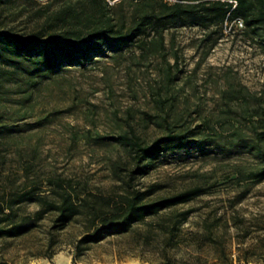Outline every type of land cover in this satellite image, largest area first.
Returning <instances> with one entry per match:
<instances>
[{
  "label": "rangeland",
  "instance_id": "1",
  "mask_svg": "<svg viewBox=\"0 0 264 264\" xmlns=\"http://www.w3.org/2000/svg\"><path fill=\"white\" fill-rule=\"evenodd\" d=\"M164 36L167 47L178 52L182 69L183 88L174 114H183L191 125L198 123L201 116L216 117L218 91L228 84H242L252 91L264 89V53L240 27L230 22L216 32L195 26L169 27ZM160 67L158 57L137 62L131 57L117 61L102 57L86 68L71 67L41 81L28 98L30 91L17 92L19 88L10 83L1 107L7 117L25 115L24 122L40 118L42 124L0 144V195H8L25 183H39L45 190L44 181L50 174L85 181L92 190L109 187L110 163L124 154L105 144H95L93 135L96 131L117 133L127 128V122L147 141L162 133L163 129L151 118L156 113L151 91L161 84ZM245 157L214 150L204 155L194 150H176L159 158L141 178L143 183H161L159 194L202 179L203 173L208 175L214 169L216 173L209 180L210 192L173 208L192 212L168 242L167 233L157 224L171 225L170 209L146 217L127 232L89 244L77 255L75 241L83 231L81 220L59 231L57 243L49 247L48 229L53 214L47 213L25 234L0 239V261L264 264V180L236 184L226 176L229 167L225 161H243ZM35 209L36 204L29 203L18 212L31 213Z\"/></svg>",
  "mask_w": 264,
  "mask_h": 264
},
{
  "label": "trees",
  "instance_id": "2",
  "mask_svg": "<svg viewBox=\"0 0 264 264\" xmlns=\"http://www.w3.org/2000/svg\"><path fill=\"white\" fill-rule=\"evenodd\" d=\"M234 18L241 19V31L264 53V0H0V144L42 124L40 118L24 122L25 115L7 117L1 107L10 83L19 88L17 92L30 91L28 98L41 81L71 67L86 68L102 57L160 59L161 84L151 91L156 108L151 118L163 129L150 141L130 122L117 133L95 132V144L124 154L110 163L112 183L106 189L92 190L85 181L50 174L45 190L39 183H25L8 195L2 193L0 239L25 234L51 213L52 247L57 233L79 218L83 231L75 241L78 255L89 244L127 232L146 217L170 209L171 225L157 224L168 242L192 212L173 208L210 192L209 180L216 174L214 169L176 191L159 194L161 183H143L141 178L170 151L241 153L246 155L243 161H225L227 178L236 184L264 180V89L228 84L218 91L216 117L201 116L194 125L183 114H174L183 88L182 69L178 52L166 45L164 30L195 26L216 32ZM29 203L36 209L20 214L18 210Z\"/></svg>",
  "mask_w": 264,
  "mask_h": 264
},
{
  "label": "built area",
  "instance_id": "3",
  "mask_svg": "<svg viewBox=\"0 0 264 264\" xmlns=\"http://www.w3.org/2000/svg\"><path fill=\"white\" fill-rule=\"evenodd\" d=\"M230 22V25L231 24H234L235 26H238V27H242V21H241V19L240 18H234V19H232L231 21H226L225 22V26L228 24Z\"/></svg>",
  "mask_w": 264,
  "mask_h": 264
},
{
  "label": "crops",
  "instance_id": "4",
  "mask_svg": "<svg viewBox=\"0 0 264 264\" xmlns=\"http://www.w3.org/2000/svg\"><path fill=\"white\" fill-rule=\"evenodd\" d=\"M136 264H144V263H140V262H138V263H136Z\"/></svg>",
  "mask_w": 264,
  "mask_h": 264
}]
</instances>
